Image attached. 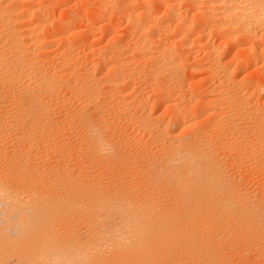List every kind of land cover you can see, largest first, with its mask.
Segmentation results:
<instances>
[{
    "label": "bare ground",
    "instance_id": "bare-ground-1",
    "mask_svg": "<svg viewBox=\"0 0 264 264\" xmlns=\"http://www.w3.org/2000/svg\"><path fill=\"white\" fill-rule=\"evenodd\" d=\"M64 1L65 0H55V2L59 4L64 3ZM140 1L143 4V0ZM149 1L150 3L156 2L161 4L162 7H164V9L162 8L163 10H165L164 13H166V15L167 13H169V15L167 16H171L170 18L173 23L175 21H173V19L175 18L173 17V13H178L176 9L177 7H179L180 2L182 4L184 3V8H190V11L194 12H191L192 15H190V12L187 13L192 16V22L199 21L198 19L201 20L199 22H203L205 19H210V17L217 19L218 21H215L211 18L212 20H214L213 23H219L218 27H221L222 31L224 30L225 33L221 34L227 36V39L225 41L226 44L228 43L234 47L238 45H245L242 47V52L243 58L244 60H246L247 65H251L253 64V60L259 59V50H257L259 48L255 47L253 49L252 46L254 44H252L251 46L250 41L254 39L256 40V37L258 40L259 34L261 36H264V0H175V2L177 1L178 3V6L176 4L177 7L174 8L175 11L173 9V7H175V4L173 5V0L144 1V4L149 5L148 8L152 4H148ZM31 2L32 0H0V96L1 94H3V92H8V94H10V96H12L15 101L19 102L15 103L18 105V109L16 108L17 111L15 112V114L13 111V113H10L11 111H8V108H4V106L1 105L2 108L0 109V113L2 111L3 113L0 114V133H5L6 135H8L7 137H3V140L5 138V144L13 145L12 143H15V145H17V147L15 146V148H19L18 146H20L19 149H23L26 154L30 155L31 153L32 155H34V158L35 156L42 158V162L40 161V169V165L38 164L39 167L36 165V161L39 163V159H35V167H38L37 169L33 168V165H29V162H27L28 159H26L24 155H22V151H20L21 153L19 152L21 155H17L13 152L14 155L8 158H4L3 154H0V264H228L229 262L231 264L232 261H229V255L225 251L227 249H223V251H220V249L217 247H220L222 249L224 244L231 246L233 244L232 242L235 240V237L238 235H242L243 237L245 236L248 240L247 243L245 239V242L247 244L245 246L244 244H241L242 247L240 248L239 243L238 245L236 244V242L240 241V239L238 238V241H234V244L238 246H236L237 249L239 248V250L236 249L237 254L239 255V260L240 257L241 259L246 258V260H248L244 263L242 260L245 261V259H242L241 262L238 263L264 264V245H262L264 244V198H262L261 201V198L259 200V197H257L255 193L250 194L251 192L249 193L247 191L249 194H246L238 190L239 186L238 189H236L237 187H234L233 185L232 186L234 189L231 187L229 176L223 168L221 156H217L218 154L215 150L218 147L216 146V148L214 149L216 153L212 148H210L211 143L209 139H214L211 138L213 133L209 138L207 135L208 132H206V130L205 133L201 134L198 133L199 130L196 131L195 128L197 126L194 127V122L196 121L195 118H197L198 112L196 107L193 108V106L190 105L192 106L190 108L187 105L191 103H188L186 105L184 104L185 102L183 103V106H179L180 102L178 101V99H176L178 97L181 98V96L179 95L176 98L173 97V99L169 98V103L166 105V107L170 110L169 114L171 115V119L169 120V122L174 125L175 131H192L188 134H185V132L183 134L180 133V135L185 134L184 136H180L177 132L173 133L171 131L173 129L170 128L169 130V125L171 124L166 125L165 119L163 120V118H161L162 116H154L153 114H149L153 113L154 109L151 110L153 112L149 111V109L147 110L149 111L148 113L145 112L146 106H144V104H148L144 103L145 97L140 95L141 97H143L141 98L140 96H138V94H135L140 90L134 93V90L133 92H131V89H129V85L133 75V78H135L136 74L139 75L143 73V71L138 70L140 66H137V68L135 67L137 70L135 68H132L133 70L129 72V67L131 66V64H133L132 61L134 59L130 61L132 62L130 64V62H127V60L125 59L126 55L124 59H120V56L118 59V57L116 58V55H114L115 51L112 55V53H110L111 51L105 50V52H103L100 49L98 50L94 48L93 52L95 55L97 54L96 56L94 55L97 58L96 60L94 59L96 61V67L101 64L104 65L103 63H105L106 65L108 64L109 68H107L110 70V72L108 70L107 73H110L109 77L104 79L102 76L100 78L99 75V77L97 76L96 70L95 73H93L90 68L87 69L91 72L88 70L86 71V69L83 71V67L81 68L82 71H79L78 67L83 66V64H81L82 60L81 62L79 60L82 57L78 58L81 51H76L78 47L75 48L71 43H69L70 41L68 42V39H73V41L75 39L80 45L87 44H85L86 38L84 36H78L79 38H74L72 36L74 32L73 34L70 33L71 35L67 36L68 38L64 34L65 36L57 39L58 41L56 40L57 42L61 43L60 49L63 48L64 50V48H66L65 50H68L69 52L67 53L63 51L64 53H66V56H62L63 53L59 51V58L57 55L58 53L55 56L52 53L53 55H51V57H57L58 59L57 62L55 61V64L53 63L52 66V63H50L52 62L50 57V52H52V49H50L49 47L50 42L52 41H49L50 39L47 38H49L52 32H69L68 30H72V27H74L73 25L79 18H77L78 16H76L77 13L71 11V17L68 20H63L60 18L51 19L44 12L43 0H38L35 4L33 2V6H30L32 5L30 4ZM109 2V0H93V3L91 4L92 6L90 5L92 7H90L91 9H83V12L85 13L83 14V16H86V23L83 26H85L84 29L86 31L94 26L93 22L96 23V21H98L100 17H103V13L107 11L109 7L112 6V4L113 7L116 8L115 10L120 11L121 21L129 25L130 30L128 29V32L131 31V29L140 31L141 28H139L138 26L139 22L137 23L135 21L134 23V19L136 16H142L141 11L143 6L145 5L141 6V4H135V2L139 3V0H114V3L110 2L111 4H109ZM185 2L189 5V7L187 6V4H185ZM28 3L30 5H28ZM139 5L142 8L139 9V12L138 10L136 12V6ZM147 5L145 6V8L147 7ZM156 8L159 9L160 7L154 6V8L150 9L152 10V12H154L156 11ZM197 8L199 9L197 10ZM159 10H161V8ZM178 10L181 11L182 9L179 8ZM186 10L183 9L181 12ZM144 12H146V10L143 8V13ZM155 13L156 12H154V14ZM67 18H69V16L66 17V19ZM153 18L154 17H152L151 19L153 20ZM157 18L160 17L158 16L156 17V19ZM145 19H148V17H144V20ZM189 19L188 21H190ZM211 19L206 20L207 25V21L209 22L211 21ZM160 20L161 19H159V21ZM149 21L150 20H148V22ZM177 21L181 22L180 20ZM192 22L191 24H193ZM154 23H156V20ZM186 23L184 24L188 25V28L190 24H188V22ZM170 24L171 22H169V25L167 23L166 27H170ZM184 24L178 22H176V24L174 23L175 28L178 27V29L179 26H185ZM174 25H172V27ZM216 25L215 27H217ZM151 27H149L148 25L149 29ZM205 28H207V26ZM152 29L153 28H151V30ZM218 29L219 28H217V31L220 32L221 30L219 29V31ZM214 30L216 31V28ZM89 31L87 34H89ZM109 31L111 32L110 29L108 30V32ZM145 31L143 33H145ZM155 31L156 30H153L152 35L155 34ZM148 32H150V30ZM146 33L143 36L141 35L142 33L138 34L140 35V37L142 36L141 38L143 39H141L142 41L140 42V44L139 42L137 44L136 42L138 40L135 39L136 44L134 43L135 45H133V48L136 51H134L133 48L131 49L132 46L130 44L133 42H131L130 44L128 43L126 47L128 49H131L132 52H134V55L137 57L141 55L142 57L149 56L153 60V65L150 66L151 69H149V67L147 69L148 71L150 70V79L145 80L146 82L149 80V82L151 83L152 88H148V90L153 89V92L151 93L155 99V97L159 98L161 94L165 92H162L165 85L170 83V86H172L173 84H171V81H174L176 79V75L180 74H176L174 73V70H171L173 68H176L179 64L181 66V63H184L181 62L182 60L179 61L181 62L179 63L177 61L178 57L175 58V54L177 51V49L175 50V46L177 45L176 42H178L182 38L183 40H181V42L179 43V45L181 44L180 48L186 45L183 44L184 37L181 36L180 39L175 42L173 46L174 48L172 47L173 51L171 48L169 49V47L158 48V46L161 45L162 41H159L160 44L156 46L155 40L153 39L154 41H152V35L150 36ZM219 34L220 33H218V36ZM138 35L136 37L137 39L139 38ZM148 36H150V39L148 38ZM155 38L161 40L160 37ZM64 41H66V43L68 42L69 44L67 43L66 45ZM131 41H133V39ZM115 46L114 49H118L115 48ZM208 46L210 45L207 42L199 43L197 45V48L195 47V50L203 51ZM105 47H107L108 49L110 48V46L108 47L107 45ZM121 48L120 51H122ZM182 48L181 51L184 50ZM124 49L126 51V48ZM251 49H253V51H251ZM195 50L194 52H196ZM262 51L264 52L263 48ZM55 52L56 51H54V53ZM60 53H62V55ZM87 53L89 52L87 51ZM138 54L140 55L138 56ZM89 55L90 54H88V56ZM211 55L209 56L211 57ZM48 56L50 57V59ZM114 57L117 60H115ZM129 58H131V56H129ZM261 58L263 59L264 57ZM86 59L85 61H88ZM90 59L93 60L92 57ZM143 59L145 60L146 58L143 57ZM147 60L150 59L147 58ZM138 62H135L136 65H139ZM49 63L52 67L48 69L45 68L47 67V65H49ZM128 63L130 64V66ZM93 65L94 63L92 64V66ZM146 65H148V63ZM185 65L187 66V64L184 63L182 67L185 68ZM88 66H91V64ZM223 67L225 76H229L230 73H228L226 66ZM181 68L178 69L179 72L181 71ZM77 69L79 72L77 71ZM169 69L171 71H168ZM145 72L146 70L144 71V74ZM170 72L176 74L174 77L175 79H169L170 77L174 76H169ZM146 75H148V72ZM179 76H177V78ZM149 77L146 76V78ZM230 77L232 78V76ZM262 80V85L264 87V79ZM132 81L134 80L132 79ZM179 81L182 80L180 79ZM149 82L148 85H150ZM142 85L144 86L145 84ZM166 86L168 87V85ZM145 87H142L141 90H143V88ZM4 89H7L8 91H3ZM146 89L145 92H147ZM58 90L59 92H65L64 96H61L60 93L57 92ZM135 90L137 89L135 88ZM168 90L169 88L167 89V91ZM216 90V93L214 91L212 97L209 96L207 102H205L204 100V103H209L208 106L211 105L210 108L212 109L209 111V114H219L220 117L218 116V120H222V122L224 121L223 124L225 123L226 126L228 124L227 129L229 130L227 132L229 134V137H231L229 139V144L232 145L231 147L238 146L240 152L242 153V156L244 155V157L249 161L253 162L254 160H257V158H261L258 161L261 160L260 162L264 164V108L257 109L255 108V106L250 105V102L249 105L246 103L248 98L246 95L249 93L248 91L247 94L246 92H242L243 94L239 95L236 92L238 95L236 93H233V95L230 92L231 89H229V91L227 87H219ZM140 92L142 93V91ZM145 92L144 94H146ZM56 93H58L59 96H57L58 94ZM149 94L147 92L146 95L148 96ZM22 95H28L29 98L27 96L26 97L30 99L29 103L24 104V102L22 103L20 101V99H23L21 98ZM150 96L151 95H149V97ZM12 97L10 99H12ZM2 98L6 99L5 97H3V95ZM161 98L164 97L162 96L159 99ZM157 99L155 101H159ZM165 99H168V97H165ZM174 99L178 101L179 105L177 102H175ZM73 100L80 103V106L78 103H76V105L78 104L77 107H80V115L85 114L86 111L88 112L90 108H93V110H91L94 112L92 113V115L94 114L96 116L93 118L101 119L102 123L96 122V120L94 122V120L91 119L92 116L89 118L87 116H84L86 118H84L85 120L82 126L83 129H80L83 130L81 136L79 135L80 139H78V135V138L76 140H73L72 137H68L72 141H77L78 144L73 142L71 143V140L70 143L76 144L77 147L79 146L80 152L83 148L90 155L95 154V152H100L101 154L108 156L109 159L107 163L104 164V167H106L107 170L112 171V173H114L115 168L120 164V166L123 165L127 168L129 166H131L130 168H133V165L140 164L138 166H141L142 174L144 173L143 170L145 169V171H147V174L150 173V175H153L150 177V175L147 176L146 174L147 177L145 176V178H141L143 179V181H145V183L148 182L146 184L147 186H145L146 188L144 187L146 190L144 196L138 195V192L140 190L139 183L142 181L140 179L139 182L138 179L139 177L145 175L146 172L143 175L141 174V176L138 175V178L133 177V174H131V177H129L130 174L129 176L123 174V177L121 171L118 170V167L120 166H118L117 170L123 178L120 179L118 177L121 181L119 180V182H116L115 180V183H112L113 186L108 187L107 182L106 184H104L105 182L103 181V183L100 179L97 180L98 178H96V181H91L92 179L90 180L87 175L90 174V171L92 172V170L88 171L89 169H85L87 171H84V168L86 167H81V165H79V162H77L78 159L76 160L78 164H76L75 162L72 164L70 161L72 160L70 159L71 157L69 158V160H67L66 153H68V156L70 153L65 151L66 149L64 151L63 149H61L63 152L61 151V153H59V158L57 157V159L59 160H57V162H55L54 164H49V160V163L47 161H45L46 163L43 162L45 153L40 151L37 146L38 143H36V141H40L42 150H44L45 147H51V143L53 142L55 137L52 140L50 136L52 135L51 133L53 131L51 132L49 130L51 132L49 133L46 130L48 124L45 123L46 121H42L41 117L43 115L47 116L51 114L54 110H56V108L58 109L61 106L65 107L66 104ZM185 100L187 99L185 98ZM189 100L190 102L191 100L192 102L194 101V103L196 102L195 106L199 105V102L201 103L200 99L194 98V94H192V97ZM235 100L238 101L237 107H233V103H235ZM107 102H109V109H111V103L114 105L116 104L119 107V110L121 109L120 111H122L124 117H126L124 119H129L126 121L132 123V125H128H130L131 127L133 126V130L137 129L138 132L143 134L142 136H144V134H148L147 136H150L151 139L155 141L153 145L150 144L151 147H153L154 145L157 146L159 144L158 147L163 149V147H161L163 144L161 145L159 142L157 143V140H160V142H162L161 140H164V142L162 143L167 142V145L165 143L163 151L161 150V155L159 156L157 154L158 157H154V155L152 156L151 154L149 155V157L147 156V158L144 157V159H142L143 154H141V160L139 157V160H133L131 158L127 160L125 158V156L127 155L124 156V149H122L123 147H121L122 145H120L119 143V141L124 139V137L122 136L121 140L117 139L116 141L113 140L114 136L112 137L108 135V133L110 132L114 133L113 130L110 132H106V128H108L107 126L109 123L107 124V120L105 121L104 116V119L102 118V112L104 113L103 110H106V113H109L106 109V107L108 108V104L106 105L105 109H102V107H104V103L106 104ZM149 102L151 103V101ZM252 103H254V101ZM149 105H151V108L155 106L154 104ZM68 106H66L65 109H68ZM143 106L145 108H143ZM208 106H206V108ZM63 108L61 107L60 109ZM77 110L76 112L78 113ZM91 111H89L88 113H90ZM111 112L113 111L111 110ZM64 113H66V111ZM67 113V116H69V112ZM193 113H196V116H193L195 118H191V115H193ZM9 114H14L13 116H11V120L9 119ZM53 114L55 115V113ZM200 114H198V116ZM22 115H25V118L26 116L27 118L29 117V119L31 117L32 121L30 120V128L27 127L28 131L24 132L23 135L16 134V136L11 137L15 133H18L14 130L19 127V119L17 118H20ZM164 115L166 114L164 113ZM244 115H249V120L245 119L247 118V116L244 118ZM50 117L52 119L51 115ZM252 117L258 118L259 122L256 123V120H253L254 118ZM45 119L43 118V120ZM59 119L60 117L57 120ZM23 120L24 118L22 119V122ZM114 122L112 121L109 124V127H111L110 125H112V123L114 124ZM197 123H199V121ZM22 125L23 124H21L20 127ZM201 125L202 124H200V126ZM52 126L53 125L51 123L49 128H52ZM57 126L58 128H60L59 125ZM68 126H66V128ZM115 126L116 125L114 124V127ZM21 129L19 130H24ZM43 129L47 131L46 133L51 135L46 136V134H44V136L42 134ZM67 129L68 130L64 129L63 131L67 132L70 130L69 127ZM55 130L56 133L59 132H57V129ZM13 131L14 133H12L11 135L10 133ZM222 131L223 130H221V132ZM225 131L226 128L223 133H226ZM35 133H39V136L35 135ZM60 133H58V135L60 134L62 136L63 132ZM140 133L139 135H141ZM131 134H133V131ZM134 134L136 133L134 132ZM64 136L67 137L68 135ZM134 136L135 135H133V137ZM57 139L59 138L57 137ZM63 140H65V143L63 141L61 142L67 145L66 143H68L69 140L67 138ZM112 140L116 141L115 143H119L118 145H120V148L117 147V144H115ZM55 141L60 143L58 140ZM130 142H132V140ZM124 143L125 141L121 144ZM1 144L3 145V142H1ZM1 144L0 146H2ZM220 144L221 147L219 148H224L222 147L223 142H221ZM220 144L218 146H220ZM226 145L228 144H225V146ZM39 147L41 148V146ZM231 147L229 149H231ZM56 149L59 150L58 148ZM13 151L17 152L18 150ZM218 152L221 153V151ZM81 153L79 154L81 155ZM47 154L46 156H48ZM56 154L58 155L57 152ZM106 156L103 157L107 159ZM129 156L130 155H128V157ZM81 157L79 158V160L81 159ZM90 158H88V160ZM45 160L47 159L45 158ZM53 161L56 160L53 159ZM80 163L83 164L82 162ZM137 168L135 170L141 172V169L139 170ZM131 170L133 171V169ZM85 177H87V180L85 179ZM12 181H14L15 184H13L14 182ZM141 190L140 192H142ZM162 201H167L170 204L168 206H171L172 208L169 207L167 209L166 207L168 206H163V204H161ZM221 233L224 234V237L221 236ZM242 236L240 237L242 238ZM233 238L234 240H232ZM233 249H231V252L229 251L231 254ZM224 251L225 255L222 254V252L224 253ZM230 256L229 258L232 257V260L234 259V257H236L234 255H232L231 257Z\"/></svg>",
    "mask_w": 264,
    "mask_h": 264
},
{
    "label": "rangeland",
    "instance_id": "rangeland-1",
    "mask_svg": "<svg viewBox=\"0 0 264 264\" xmlns=\"http://www.w3.org/2000/svg\"><path fill=\"white\" fill-rule=\"evenodd\" d=\"M31 1V0H30ZM38 0H35V1H33L32 0V2L30 3V4H32L33 2H34V4L37 2ZM95 1V0H94ZM111 3L113 2L114 3V0H109ZM135 1H138V0H135ZM147 1V0H143V4H142V2L139 0V3L138 2H135V4L137 3V5L138 4H141V6L142 5H147V4H144L145 2ZM174 2H175V0H173ZM177 1H181V0H177ZM177 1L174 3L173 2V5L175 4V7H173V9L174 8H176L177 6H178V3H177ZM109 2V4H111ZM184 2V1H183ZM85 3V4H84ZM93 3V0H65L64 1V3H62V4H59V3H56L55 2V0H43V9H44V12H45V14L46 15H48L51 19H58V18H60V19H63V20H68V19H70V13H71V11L72 12H75V13H77V15L76 16H78L77 18H79V19H77L76 20V22H75V24L73 25L74 27H72V30L71 29H69L68 31L69 32H60V31H56L55 33L54 32H52L51 33V35L49 36V38H47V39H50L49 41H52V42H50V49H52L51 51L52 52H50V57H51V55H53L54 54V56L57 54L58 55V58H59V51L60 52H62L63 53V55H62V53H60L62 56H66V53H64V52H69L68 50H65L66 48H64V50H63V48L62 49H60V46H61V43L60 42H57L58 40L57 39H60L61 37H63V36H65L66 35V37L67 36H69V35H71V34H73V32H74V34L72 35L74 38L76 37V38H79V37H82V36H84L86 39H85V44H87V45H80L79 43H78V41L77 40H75L74 39V41H73V39L72 40H69L68 39V42L69 43H71L75 48H77L76 49V51H78V52H80L81 51V53H79L78 55H79V57L78 58H80V57H82V58H80L79 60H80V62H81V60H82V62H81V64H83V66H81V67H78V66H76V67H78V69H79V71H84L85 69H86V71L90 68V70L91 71H93V73H95V70H96V73H97V76L99 75L100 76V78L103 76V78L105 79V78H107V77H109V74L110 73H107V71L109 70L108 68H109V65L107 66L105 63H103L104 65H99V66H97L96 67V65H95V63H96V55L94 54V52H93V49L94 48H96V49H100L101 51H103V52H105V50H108V51H111L110 53H112V55H113V52L115 53L114 55H116L115 57L117 58L118 57V59H119V56H120V59H124L125 58V55H126V60H127V62H130L131 60H133L132 62H133V64H131L132 62H130V64H131V66H130V64H129V68H130V71L129 72H131L133 69L132 68H137V66L140 68H138V70H140V71H143V73H141V74H136L135 75V78H133L134 77V75H133V77L131 78V82H130V85H129V89H131V92H133V90H134V93L135 92H137L138 90H140V91H142V93L139 91V92H137V93H135V94H138V96H143V97H145V100H144V103H148V104H144V106H146V108L143 106V108H145V112L146 113H148L149 111H151V110H153V111H151V112H153V113H149V114H153L154 116L155 115H160V116H162L161 118H163V120L165 119V123H166V125L167 124H171V125H169V130H170V128L171 129H173V130H171L173 133L174 132H177L179 135H180V133H184L183 131H175V128H174V125L171 123V122H169V120L171 119V115L169 114L170 113V110L169 109H167V107H166V105L169 103V98L170 99H173V97L174 98H176L178 95L179 96H181V98L180 97H178V98H176V99H178V101L180 102V105H179V103H178V101H176L175 99V102H177L178 103V105L179 106H183V103L184 104H188V103H191V104H188L187 106H189L190 108L193 106V108L194 107H196V109H197V118H195V117H193L194 115L196 116V113H193V115H191L192 117L191 118H195L196 119V121L194 122V127L195 126H197L195 129H196V131H198V133H205V130H206V132H208V137L210 138V136L212 135V133H213V135H212V137L211 138H214V139H209V141H210V148H212L213 149V151L216 153V151H217V156H221V159H222V162H223V168H224V170L226 171V173H227V175L229 176V181L231 182V187L233 188V186L234 187H237L236 189H238V186H239V189L238 190H240V191H242V192H244V193H246V194H249L250 192V194H253V193H255L256 195H257V197H259L258 199L260 200V198H261V201H262V198H264V164L262 163V162H260V161H258L259 159H261V158H257V160H254L253 162H251V161H249L248 159H246L245 157H244V155L242 156V153L240 152V150H239V147L238 146H235V147H231L232 145H230L229 143V139L231 138V137H229V134H228V130L229 129H227L228 128V124H227V126H226V124L224 123L223 124V122H222V120L220 121V120H218L219 119V117H220V115L219 114H215V115H212V114H209V111L212 109V108H210V106H208L209 105V103H204V100H205V102H207L208 101V98H209V96L210 97H212V95L214 94V91L216 90V89H218L219 87L220 88H226L227 87V89L229 90V89H231V93L233 94H235L236 92L239 94V95H241V94H243L242 92H246V96L248 97L247 98V101H246V103L249 105L250 103V105H252V106H255V108H257V109H263L264 108V87H263V80L262 79H264V58L262 59L261 57H264V52L262 51V48L264 49V36H261L260 34H259V36H258V40H257V37H256V40H255V42H254V40H251L252 41V43H251V41H250V44H251V46H252V44H254L253 46H252V48L254 49L255 47L256 48H259V49H257V50H259L258 51V60H253L252 61V63L253 64H251V65H247V62H246V60H244V58H243V46H245V45H238V46H232V45H230V44H226V39H227V36L226 35H224V34H221V33H225L224 32V30L222 31L221 29V27H218L219 26V23L217 24L216 22H214L215 23V25L217 26V27H215V25H214V23H213V21L215 20V21H218L217 19H215V18H212V17H210V19L212 18V19H214V20H212L211 19V21H207V23H208V25L206 24V20H210V19H205L203 22H199V21H201L200 19H198L199 21H194V22H192V20L193 19H191V17L192 16H190V15H192L191 14V12L192 13H194L193 11H190V8L188 9L187 7H185L184 8V3L182 4L181 2V5H180V3H179V7H177V9H176V11H178V13L177 12H174L175 11V9H174V13H173V17H175L174 19H173V21L175 20L176 22H178V23H186V22H188V24H190V26L188 27V28H190V27H192V26H194V27H192V28H190V29H188L187 28V26L188 25H185V26H179V29H178V27H176L175 28V25H174V23L176 24V22L174 21V23L172 22V20H171V16H167V15H169V13H167V15H166V13H164L165 12V10H163L164 9V7H162V5L161 4H159V3H156V2H151L150 3V1L148 2V4H151L150 5V7L148 8V6L149 5H147V9L145 8V6H143V8L146 10V12H144L145 13V15H144V13H143V8L139 5V6H136L137 8H136V12H137V10H138V12H139V9H141L142 8V11H141V15L142 16H136L135 17V19L137 18V19H139V17H140V19L139 20H135L134 19V23H135V21L138 23V26H139V28H141L140 29V31L139 30H133V29H131V31H129L128 32V29L130 30V28H129V25L128 24H126L125 22H122L121 21V18H120V15H121V13H120V11H118V10H115L116 8L115 7H113V4H112V6H110V7H112V8H110L109 7V9L107 10V11H105L104 13H103V17L101 18L100 17V19L98 20V21H96V23L95 22H93V29L91 28V29H89L88 31H89V34H87L88 33V31H86L84 28H85V26H83V25H85V23H86V16L84 15L83 16V14H85L84 12H83V9L84 8H86V9H91L92 7V4ZM154 3V4H153ZM156 3V4H155ZM29 3H28V5H30ZM34 4H32V5H30V6H33ZM176 4H177V6H176ZM185 4H187L186 2H185ZM91 5V6H90ZM160 5V6H159ZM86 6H89V7H86ZM154 6H156V7H160L161 8V10H159L158 8H156L155 10L156 11H154V12H156L155 14H154V12H152V10L150 9V8H154ZM187 6L189 7V5L187 4ZM80 7V8H79ZM91 7V8H90ZM163 8V9H162ZM187 9L186 11H183V12H181V11H179L178 9ZM77 9V10H76ZM150 10V12H149V10ZM159 11H158V10ZM199 8H197V10H198ZM148 10V11H147ZM97 11V10H96ZM149 12V13H148ZM152 12V13H151ZM184 12H186V13H184ZM190 12V15L189 14H187V13H189ZM196 12V11H195ZM148 13V14H147ZM198 13V12H197ZM148 16H147V15ZM151 14V15H150ZM165 14V15H164ZM175 14V15H174ZM189 15V16H187V15ZM149 15H150V17H149ZM160 17V18H157L156 19V17H158V16ZM177 15V16H176ZM186 15V16H185ZM69 16V18H67L66 19V17H68ZM164 16H166L167 18H169V19H167L166 17H164ZM179 16V17H178ZM144 17L145 18H147L148 17V19H145L144 20ZM152 17H154L153 18V20L151 19ZM176 17H177V20H180L181 22H179V21H177L176 20ZM189 17H190V19H189ZM80 18H82V19H80ZM143 19V20H142ZM156 20V23H154L155 22V20ZM159 19H161L160 21H159ZM165 19V20H164ZM188 19L190 20V21H188ZM148 20H150L149 22H148ZM158 20V21H157ZM186 20V21H185ZM197 20V19H196ZM146 21H147V24H146ZM154 21V22H153ZM166 21H167V23H168V25H169V22H171V24H170V27H166ZM162 22V23H161ZM191 22L194 24H191ZM198 22V23H197ZM212 22V23H211ZM77 23V24H76ZM136 23V24H137ZM145 23V24H144ZM151 23H153V24H151ZM160 23V24H159ZM173 23V24H172ZM197 23V24H196ZM205 23V24H204ZM135 24V25H136ZM187 24V23H186ZM204 24V25H203ZM212 24V25H211ZM127 25V26H126ZM147 25V26H146ZM148 25H149V27H151V28H153L152 30H151V28L149 29L148 28ZM151 25V26H150ZM158 27H157V26ZM172 25H174L173 27H172ZM192 25V26H191ZM145 26H146V28H145ZM155 26H156V29H155ZM203 26V27H202ZM207 26V28H205ZM185 27H186V29H185ZM197 27V28H196ZM211 27V28H210ZM144 28V29H143ZM173 28H174V30H173ZM193 28H195V29H193ZM212 28H216V31L214 30V29H212ZM217 28H219L218 30L220 31V32H218L217 31ZM111 30V32L109 31L108 32V30ZM125 29H127V30H125ZM145 29H146V31H145ZM176 29V30H175ZM201 29H202V31H201ZM211 29V30H210ZM71 30V31H70ZM96 30V31H95ZM125 30V31H124ZM142 30H144L145 31V33L146 34H148V35H152L153 34V30H156L155 31V34L154 35H156V36H154V35H152L151 36V38H152V41H154L155 40V44H156V46H158L159 44H160V42H161V45H159L158 46V48H164V47H169V49L171 48L172 49V51H173V46H174V44H175V42L178 40V39H180V37L182 36V37H184V41H183V44H185L186 46H182V47H186V48H182V49H184L183 51H181V48H180V46H181V44L179 45V43L181 42V40H183L182 38L178 41V42H176V48H175V50L177 49V51H176V54H177V56H176V54H175V52H174V54H175V58L176 57H178L177 59V61L179 62V61H181V62H184V63H186L187 64V66L185 65V68L184 67H182L183 65H184V63H181V62H179V63H181V66H180V64L177 66V67H179V68H181V71L179 72V68H173V69H171V70H174V73H180V74H174L173 72H170L169 73V76L170 75H174V76H172V77H170L169 79L171 80L172 78H174L175 77V75H176V79L178 80H182V81H185V82H182V81H177L175 78V80L173 81H171V84H173L172 86H170V83L169 84H166V85H168V87L165 85V89L163 88V90H162V92H164V93H160L161 94V96L160 97H164V98H161V99H159L158 97V99L155 97V99H154V96H152V93L151 92H153V89L151 90H148V88H152L151 87V83L149 82V80L146 82V80L145 79H150V70L148 71L147 69H148V67H149V69H151L150 68V66L151 65H153L152 63H153V60L149 57V56H143L144 58H146L145 60L143 59V57H142V55L141 56H139L140 54H138V56L140 57H137V56H135L134 55V52H132V48L134 47L133 45H135L136 43L138 44V42H139V44H140V42L143 40L141 37L145 34V33H143L144 31H142ZM150 30V32H148V31ZM212 30H214V31H212ZM92 31V32H91ZM127 31V32H126ZM137 31V32H136ZM58 32V33H57ZM75 32H76V34H75ZM78 32V33H77ZM140 32V33H139ZM203 32V33H202ZM217 32V33H216ZM71 33V34H70ZM109 33V34H108ZM123 33V34H122ZM142 33V34H141ZM218 33H220L219 34V36H218ZM65 34V35H64ZM122 34V35H121ZM138 34H141L142 36L140 37V35H138ZM88 35V36H87ZM107 35V36H106ZM137 35H138V37L140 38H136L137 37ZM221 35H222V37H221ZM79 36V37H78ZM150 36H148V38L150 39ZM155 37H160L161 38V40H159L158 38H155ZM263 37V38H262ZM68 38V37H67ZM133 39V41H131ZM138 40L137 42H136V40ZM142 39V40H141ZM154 39V40H153ZM57 40V41H56ZM157 40V41H156ZM76 41V42H75ZM111 41V42H110ZM127 41V42H126ZM160 41V42H159ZM67 42V43H68ZM131 42H133V43H131ZM136 42V43H135ZM157 42H159V43H157ZM205 42H207L210 46H208L205 50H195L196 48H197V45L199 44V43H205ZM64 43L67 45V43H66V41H64ZM68 43V44H69ZM111 43V44H110ZM120 45H118V44ZM123 43V44H122ZM125 43H126V45H125ZM128 43L132 46H130L131 47V49H128L126 46L128 45ZM135 43V44H134ZM110 44V45H109ZM250 44H248V45H250ZM256 44V45H255ZM110 46V48L108 49L107 47H105V46ZM116 45V46H115ZM164 45H166V46H164ZM258 45V46H257ZM114 46H115V48H118V49H114ZM118 46V47H117ZM123 46H125V47H123ZM128 46V47H129ZM73 47V48H74ZM104 49H102V48ZM122 47V48H121ZM129 47V48H130ZM173 47V48H172ZM196 47V48H195ZM241 47V48H240ZM74 48V49H75ZM120 48H121V50L122 51H120ZM124 48H126V51H125V49ZM83 49V50H82ZM90 49H91V51H90ZM114 49V50H113ZM128 49V50H127ZM253 49H251V51H253ZM133 50L134 51H136L134 48H133ZM174 50V51H175ZM194 50L196 51V52H194ZM241 50V51H240ZM54 51H56L55 53H54ZM64 51V52H63ZM86 51V52H85ZM87 51L89 52V53H87ZM84 52V53H83ZM117 52V53H116ZM121 52V53H120ZM124 52V53H123ZM128 52V53H127ZM132 52V53H131ZM178 52H179V54H178ZM259 52H260V54H259ZM53 53V54H52ZM92 53H93V55H92ZM136 53H138V52H136ZM135 53V54H136ZM262 53H263V55H262ZM65 54V55H64ZM88 54H90L89 56H88ZM120 54V55H119ZM131 54V55H130ZM134 56H133V55ZM212 54V55H211ZM60 55V56H61ZM85 55V56H84ZM86 55H87V57H86ZM95 55V56H94ZM111 55V54H110ZM118 55V56H117ZM124 55V56H123ZM127 55H128V57H127ZM137 55V54H136ZM179 55V56H178ZM209 55H211V57L209 56ZM84 56V57H83ZM129 56H131V58H129ZM134 58H133V57ZM217 58H216V57ZM49 57V56H48ZM50 57H49V59H50ZM87 59H86V58ZM93 58V60L92 59H90V58ZM114 57V58H115ZM136 57H137V59H136ZM210 57V58H209ZM215 58V59H213V58ZM115 58V60H117ZM147 58L148 59H150V60H147ZM209 58V59H208ZM212 58V59H211ZM53 59H56V60H53ZM85 59L86 60H88V61H85ZM95 59V60H94ZM140 59H142V60H140ZM261 59V60H260ZM57 57L56 58H54L53 56L51 57V61L52 62H50V63H52V66H53V63L55 64V61L57 62ZM136 60V61H135ZM138 60H139V62H138ZM215 60V61H214ZM220 60V61H219ZM94 61V62H93ZM220 62V64H219V62ZM94 63V65L92 66V64ZM138 62L139 63V65L137 64L136 65V63ZM141 62V63H140ZM50 63H49V65H47V67H45V68H50V67H52L51 65H50ZM88 63V64H87ZM148 63V65H146ZM149 63H151V64H149ZM263 63V64H262ZM91 64V66H92V69H91V66H88V65H90ZM142 64V65H141ZM145 64V65H144ZM183 64V65H182ZM86 65V66H85ZM135 65V66H134ZM95 66V67H94ZM223 66H226V69L228 70V73H230L229 74V76H225V71H224V67ZM84 69H83V68ZM108 67V68H107ZM144 67V68H143ZM81 68H82V70H81ZM88 68V69H87ZM95 68V69H94ZM98 70H97V69ZM135 68V69H136ZM184 68V69H183ZM78 69H77V71H78ZM142 69V70H141ZM177 69V70H176ZM255 69V70H254ZM90 70H88V71H90ZM137 70V69H136ZM146 70V72H145V74H144V71ZM170 69L168 70V71H171ZM257 70V71H256ZM78 71V72H79ZM90 71V72H91ZM175 71H177V72H175ZM224 71V72H223ZM109 72H110V70H109ZM147 72H148V75H146L147 74ZM263 72V73H262ZM106 73H107V75H106ZM234 73V74H233ZM129 74H131V73H129ZM144 74V75H143ZM147 77H149V78H146V76ZM179 75H181V76H179ZM98 76V77H99ZM105 76V77H104ZM138 76V77H137ZM144 76H145V78H144ZM177 76H179L178 78H177ZM230 76H232V78L230 77ZM140 77V78H139ZM181 77V78H180ZM234 77V78H233ZM263 77V78H262ZM102 78V79H103ZM139 78V79H138ZM132 79L134 80V81H132ZM135 80H137V81H135ZM142 80V81H141ZM261 80V81H260ZM176 81V82H175ZM133 82V83H132ZM148 82H149V84L150 85H148ZM173 82V83H172ZM137 83H138V85H137ZM188 83H190V84H188ZM132 84V85H131ZM133 84H134V88H133ZM142 84H145L146 85V87H147V89H146V87H145V85L143 86ZM170 86V87H169ZM195 87V88H193V87ZM142 87H145V88H143V90H141V88ZM167 87V88H166ZM135 88L137 89V90H135ZM138 88H140V89H138ZM169 88V90L167 91V89ZM172 88V89H171ZM216 88V89H215ZM145 89H146V91L148 92V94H149V91H150V94L149 95H151L150 97H149V95L147 96L146 94H147V92H145ZM3 91H8L7 89H4ZM195 91V92H194ZM217 91V90H216ZM216 91H215V93H216ZM248 91V92H247ZM58 93H60V95L61 96H64V93L65 92H63V91H60L59 92V90L57 91ZM144 92L146 93V94H144ZM252 92V93H251ZM5 93V94H4ZM8 94V92H3V94H1V99H0V109L2 108L1 107V105L2 106H4V108H8L7 110L8 111H11L10 113H13L14 112V114H15V112L17 111V107H18V105L17 104H15V103H19V102H17V101H15L14 100V98L12 97V96H10V94ZM58 93H56V94H58ZM62 93H63V95H62ZM179 93V94H178ZM180 93H181V95H180ZM236 93V94H237ZM142 94H144V95H142ZM164 94V95H163ZM182 94H183V96H182ZM192 94H194V98H196V99H200L201 100V103L199 102V105H197V106H195L196 105V102L194 103V101L192 102V100H191V102H190V100L189 99H191V97H192ZM233 94V95H234ZM237 94V95H238ZM2 95H3V97H5L6 99H4V98H2ZM66 95H68V94H66ZM153 95H155V94H153ZM203 95V96H202ZM28 97V95H22V97L21 98H23L22 100L20 99V101L23 103L24 102V104H26V103H29V101H30V99H28L27 97ZM57 96H59V94L57 95ZM60 96V97H61ZM140 96V97H141ZM186 96V97H185ZM188 96V97H187ZM207 96V97H206ZM12 97V99H10ZM65 97H68V96H65ZM143 97H141V98H143ZM165 97L167 98L168 97V99H165ZM251 97V98H250ZM255 97V98H254ZM151 98V99H150ZM185 98L187 99V100H185ZM202 98V99H201ZM205 98V99H204ZM207 98V99H206ZM26 99V100H25ZM63 99V98H62ZM159 100V101H155V100ZM163 99V100H162ZM165 99V100H164ZM180 99H182V100H180ZM250 99V100H249ZM2 100V101H1ZM12 100V101H11ZM15 102H14V101ZM25 100V101H24ZM147 100V101H146ZM162 100V101H161ZM185 100V101H184ZM203 100V101H202ZM249 100V101H248ZM75 103H74V102ZM73 101H70L68 104H66L65 105V107L64 106H61L63 109H60L61 107H59L58 109H59V111H58V109L56 108V110H54V111H56V112H52L51 114H49V115H47V116H42L41 117V119H42V121H46L45 123H47L48 125H47V129H46V127H45V129L49 132V133H51L52 131V135L51 134H48V133H46L47 131L45 130V129H43V135L44 134H46V136L47 135H51L50 137L52 138V140H53V138H54V140H53V142L51 143V147L50 146H48L46 149L44 148V150H42V145H40L41 143H40V141H36V143H38L37 144V146H38V148L40 149V151H42L43 153H45L44 155V159H43V162H45V161H47L48 162V160H49V164H54L55 162H57V160H59V159H57V157L59 156V153H61V149H63V151L65 150V151H67V152H69L70 154H69V156H68V153H66L67 154V160H69V158L70 159H72V160H70L71 161V163L73 164L74 162L76 163V164H78L77 162H79V165H81V167H83V166H85L86 168H84V171H87V170H85V169H89L88 171H90V170H92V172L90 171V174H88L87 176H88V178L91 180V181H96V178H98L97 180H101L104 184H106V182H107V186L109 187V186H113V184L115 183V180H116V182H119V180L120 179H122L123 177H124V175H127V176H129V174H130V176L129 177H131L132 175L131 174H133V177H136V178H138L139 176L138 175H140L141 176V174H142V168H141V166H138V165H140V164H135V165H137L138 166V168H137V166H135V165H133V168H130L131 166H129L128 168L126 167V166H120V165H118V166H120V167H116L115 168V171H114V173H112V171H109V170H107L106 169V167H104L105 165L104 164H106L107 163V161H108V159H109V157L108 156H106V155H104V154H101L100 152H95V154H89V153H87L86 152V150L85 149H81V152H80V147L78 146L77 147V145L76 144H78V142L76 141H72L70 138L72 137V139L73 140H76L78 137V139H80V136H81V134L83 133V130H80L81 128L83 129V122H84V118H86V117H84V116H87L88 118L89 117H91L92 116V120H94V122H95V120H96V122H99V123H102L101 122V119H98V118H93V117H96L94 114L92 115V113H94L93 111H91V110H93V108L91 109L90 108V110L89 111H91L90 113H88L87 111H86V113H88V114H83V115H80V103L79 102H77V101H75V100H73ZM149 101H151V103L149 102ZM173 101V100H172ZM254 101V103H252ZM13 102V103H12ZM20 102V103H21ZM154 102V103H153ZM163 102V103H162ZM187 102V103H186ZM202 102H203V104H202ZM250 102V103H249ZM76 103H78L79 104V106L77 107V105H76ZM182 103V104H181ZM238 103V101H236L235 100V103H233V107H237V104ZM70 104V105H69ZM75 106H73V105ZM108 104V105H107ZM149 104H154L155 106L153 107V108H151V105H149ZM6 105V106H5ZM69 105V106H68ZM105 105V106H104ZM104 107H102V109L104 108L105 109V107H106V105L108 106V108L106 107V109H107V111L109 112V113H106V110H103L104 111V113L102 112V118L104 119V117H105V121L107 120V124L109 123H111L112 121L114 122V121H117V122H114V124L116 125L115 127H116V129H115V127H114V124L112 123V125H110L111 127H109V124H108V128H106V132L108 131V132H110V131H112L113 130V132L114 133H112V132H110L111 134H113V135H111L110 133H108V135H110V136H114L113 137V140H116L117 141V139H119V140H121L122 139V136L124 137V139H122L121 141H119V143H120V145H122L121 147H123L122 149H124L122 152H123V154H124V156L125 155H127V156H125V158L127 159V160H129V158H131V159H133V160H139L138 159V157L140 158V160H141V154H143L142 155V159H144V157L145 158H147V156L149 157V155H151L152 154V156L154 155V157H158V155L160 156L161 154V150L163 151V149H164V146H165V143H166V145H167V142H165V143H162V142H164V140H161L162 142H160V140L158 141L157 139V143L159 142L162 146L161 147H163V149H161V148H159L158 146H159V144L157 145V143H156V145L157 146H155V148H154V146L153 147H151L150 146V144L151 145H153L154 143H155V141L154 140H152L151 139V137H150V139H149V137L147 136L148 134H144V136H142L143 134L142 133H140V132H138L137 131V129H134L133 130V126L131 127L130 125H132V123H130L129 121H126V120H129V119H124V118H126V117H124V115H123V112L122 111H120L119 110V107L115 104H112L111 103V109H109V102H107L106 104L104 103ZM112 105H114V106H112ZM147 105H148V108H147ZM190 105H192V106H190ZM203 105H205V106H203ZM16 106V107H15ZM66 106H68L67 108L69 109H65L66 108ZM71 106V107H70ZM73 106V107H72ZM185 106V105H184ZM202 106V107H201ZM206 106H208L207 108H206ZM117 109H116V108ZM150 107V108H149ZM199 107V108H198ZM17 108V109H16ZM79 108V109H78ZM114 108V109H113ZM202 108H205V109H202ZM14 109V110H13ZM16 109V110H15ZM78 109V110H77ZM109 109V110H108ZM149 109V111H147ZM195 109V110H196ZM202 109V110H201ZM76 110L78 111V113L76 112ZM111 110L113 111V112H111ZM168 110V111H167ZM13 111V112H12ZM62 111V112H61ZM66 111V113H64V112ZM118 111V112H117ZM167 111V112H166ZM204 111V112H203ZM67 112H69V116H67L68 115V113ZM119 112H120V115H119ZM202 112V113H201ZM3 113V111L0 113V114H2ZM53 113H55V115L53 114ZM164 113L166 114V115H164ZM201 113V114H200ZM14 114H9V116H10V120H11V116H13ZM54 115V117H53V115ZM64 114V115H63ZM77 114H78V116H77ZM90 114V115H89ZM107 114H109V115H107ZM198 114H200L199 116H198ZM50 115L52 116V119H51V117H50ZM80 115V116H79ZM123 115V116H122ZM24 116V117H23ZM61 116H62V118H61ZM67 116V117H66ZM104 116V117H103ZM120 116V117H119ZM122 116V117H121ZM158 116H156V117H158ZM170 116V117H169ZM219 116V117H218ZM247 116V118H245ZM21 117H22V119L24 118V120H23V122H22V119H21ZM20 118L18 117L17 119H19V121H18V125H19V127H17L14 131L16 132H18V133H20V134H18V133H15L13 136H11V137H14V136H16V134L17 135H23L24 134V132H26V131H28V128H30V123H31V121H32V119H31V117H30V119H29V117L27 118V116H26V118H25V115H22ZM46 117H48V118H46ZM50 117V118H49ZM57 117V118H56ZM60 117V119L59 120H57L58 118ZM80 117H81V119H82V117H83V119L81 120L80 119ZM98 117V116H97ZM106 117H107V119H106ZM110 118V120H109V118ZM115 117V118H114ZM217 117V118H216ZM43 118L45 119V120H43ZM56 120H55V119ZM167 118H168V120H167ZM189 118H190V116H189ZM244 118L245 119H248L249 118V115H244ZM251 118V117H250ZM252 118H254L253 120H256L255 122L256 123H258L259 121V119L258 118H255V117H252ZM27 121H26V120ZM29 119V120H28ZM62 119V120H61ZM116 119V120H115ZM213 119V120H212ZM31 120V121H30ZM50 120V121H49ZM61 120V121H60ZM80 120V121H79ZM99 120V121H98ZM110 122H109V121ZM160 120H162V119H160ZM249 120V119H248ZM251 120V119H250ZM26 121V122H25ZM28 121H29V123H28ZM48 121H49V123L51 124L52 123V128L50 127L49 128V126H50V124L48 123ZM168 123H167V122ZM199 121V123H197ZM212 121V122H211ZM19 122H21V123H19ZM55 124H54V123ZM56 122H58V123H56ZM81 122V123H80ZM129 122V123H128ZM201 122V123H200ZM207 122V123H206ZM220 122V123H219ZM118 125H117V124ZM203 123H204V125H203ZM219 123V124H218ZM21 124H23L21 127H20V125ZM60 124H61V126H60ZM128 124H130V125H128ZM200 124H202L201 126H200ZM57 126V125H59V127L60 128H58V126L57 127H55V126ZM69 125V126H68ZM71 125V126H70ZM207 125V126H206ZM213 125V126H212ZM225 125V126H224ZM66 126H68L69 127V131H67L68 133H70L71 131V133L70 134H72V135H70V134H68L66 131H63L64 129H66V130H68L67 128H66ZM77 128H76V127ZM118 126V127H117ZM171 126V127H170ZM27 129H26V128ZM57 129V132L58 133H60V132H63V133H65V134H63L62 133V138L63 139H68L69 141H68V143H66L67 145H65L64 143H65V140H63L59 135H58V133H56V130L54 129ZM71 127V128H70ZM80 127V128H79ZM112 127H114V128H112ZM24 129V130H22V129ZM62 128V129H61ZM111 128V129H110ZM132 128V129H131ZM198 128V129H197ZM219 128V129H218ZM225 128H226V133H227V135H226V133H223L224 132V130H225ZM19 129H21L22 131H20ZM54 129V130H53ZM74 131H73V130ZM78 131H77V130ZM108 129V130H107ZM110 129V130H109ZM115 129V130H114ZM131 129V130H130ZM201 129H202V131H201ZM214 129V130H213ZM217 129V130H216ZM51 132H50V131ZM212 130V131H211ZM220 130V131H219ZM221 130H223L222 132H221ZM14 131L13 132H11L10 134L12 135V133H14ZM45 131V132H44ZM132 131H133V134H131L132 133ZM137 131V132H136ZM201 131V132H200ZM209 131H210V133H209ZM55 132V133H54ZM126 132V133H125ZM131 132V133H130ZM134 132L136 133V134H134ZM192 131H189V132H185V134L187 133H191ZM221 132V133H220ZM54 133V134H53ZM74 133V134H73ZM77 133H79V134H77ZM118 133V134H117ZM130 133V134H129ZM139 133L141 134V135H139ZM177 133H176V135H177ZM215 133V134H214ZM39 133H35V135H38ZM121 134V135H120ZM123 134V135H122ZM184 134V135H185ZM217 134V135H216ZM64 135H68L67 137H65ZM70 135V136H69ZM77 135H78V137H77ZM80 135V136H79ZM118 135H119V137H118ZM133 135H135L134 137L136 138H134L133 137ZM184 135H180V136H184ZM215 135V136H214ZM230 135H231V133H230ZM8 135H6L5 133H0V144H1V142H3V145L2 146H0V154H3V157L4 158H8V157H10V156H12V155H14V153L15 154H17V155H21L20 153V151H22V155H24V157L26 158V159H28L27 160V162H29V165L30 166H32L33 165V168H37L38 169V167H39V165H40V167H39V169L41 168V162H42V158H39L38 156H35V158H34V155H32L31 153H30V155L29 154H26L24 151H23V149H19L20 148V146H18L19 148H15V146L17 147V145H15V143H12L13 145H7V144H5L4 143V141H5V138H4V140H3V137H7ZM39 136V135H38ZM45 136V135H44ZM59 138V139H61V140H59V139H57V137ZM73 136H74V138H73ZM115 136H116V138H115ZM129 136H130V138H129ZM227 136V137H226ZM65 137V138H64ZM68 137H70V138H68ZM76 137V138H75ZM121 137V138H120ZM131 137H133V138H131ZM179 137V136H178ZM222 137V138H221ZM224 137V138H223ZM115 138V139H114ZM127 138V139H126ZM111 139V138H110ZM127 140V143H126V140ZM129 139V140H128ZM134 139H135V141H134ZM223 141H222V140ZM1 140H3V141H1ZM6 140H7V138H6ZM9 140V139H8ZM39 140H40V138H39ZM55 140H58L60 143H58L57 141H55ZM70 140H71V143L73 142V143H76V144H71L70 143ZM112 140V141H113ZM125 141V143L124 144H121V143H123L124 141ZM132 140V142H130ZM148 140V141H147ZM150 140V141H149ZM213 140V141H212ZM224 140H228L227 142L226 141H224ZM57 143H55V142ZM61 141H63L64 143H62ZM79 141V140H78ZM116 141H113L114 143L116 142ZM212 141V142H211ZM130 142V143H129ZM151 142V143H150ZM153 142V143H152ZM219 142V143H218ZM221 142H223V144H222V147H224V148H219V147H221ZM55 145H54V144ZM119 143H115V144H117L116 146L117 147H119L120 148V145H118ZM217 143V144H216ZM9 144H11V143H9ZM58 144H59V146H61V147H63V148H61V147H59L58 146ZM61 144V145H60ZM220 144V146H218ZM225 144H228L229 145V147H228V145H226L225 146ZM235 144V143H234ZM7 145V146H6ZM70 145V146H69ZM128 145V146H127ZM244 145V144H243ZM39 146H41V148L39 147ZM53 146H55L56 148H58L59 150H57L55 147H53ZM64 146H65V148H64ZM126 146V147H125ZM216 146L218 147V148H216ZM4 147V148H3ZM14 147V148H13ZM69 147V148H68ZM125 147V148H124ZM128 147V148H127ZM158 147V148H157ZM231 147V149H229ZM2 148V149H1ZM13 150H18L17 152L19 153H17V152H15V151H13ZM67 148H68V150H67ZM154 150H153V149ZM157 148V149H156ZM216 148V149H215ZM233 148V149H232ZM6 151H5V150ZM10 149H11V151H10ZM55 149V150H54ZM78 149V150H77ZM127 149H128V152H127ZM149 149V150H148ZM216 151H215V150ZM219 149H222L223 150V152H222V150H219ZM47 150V151H46ZM57 150V151H56ZM84 150V151H83ZM121 150V149H120ZM126 150V151H125ZM150 150H151V152H150ZM1 151H2V153H1ZM5 151V152H4ZM58 151H60V152H58ZM62 151V152H63ZM130 151V152H129ZM133 151V152H132ZM136 151V152H135ZM146 151V152H145ZM160 151V152H159ZM218 151H221V153L220 152H218ZM12 152V153H11ZM14 152V153H13ZM49 153V154H47V153ZM56 152L58 153V155L56 154ZM78 152V153H77ZM84 152V153H83ZM86 152V153H85ZM145 152V153H144ZM157 152V153H156ZM79 153H81V155L79 154ZM135 153V154H134ZM149 153V154H148ZM155 153V154H154ZM237 153H238V155H237ZM8 156H7V155ZM46 154L48 155V156H46ZM56 156H54V155ZM77 154H78V156H77ZM83 154H86V155H83ZM158 154V155H157ZM5 155V156H4ZM28 157H26V156ZM30 157H29V156ZM71 155V156H70ZM128 155H130L129 157H128ZM146 155V156H145ZM156 155V156H155ZM237 155V156H236ZM31 156H32V158H31ZM82 156V157H81ZM91 158H90V157ZM103 156H106V158L107 159H105V157H103ZM137 156V157H136ZM242 156V157H241ZM1 157H2V155H1ZM77 157V158H76ZM81 157V159L79 160V158ZM134 157V158H133ZM241 157V158H240ZM4 158H1V159H4ZM29 158H31V159H29ZM45 158L47 159V160H45ZM56 158V159H55ZM59 158V157H58ZM88 158H90L89 160H88ZM135 158H137V159H135ZM35 159L36 160H38L39 161V163L36 161V163H35ZM51 159V160H50ZM53 159L54 160H56V161H53ZM78 159V160H77ZM244 159H245V161H244ZM33 160V161H32ZM74 160V161H73ZM76 160H77V162H76ZM234 160V161H233ZM241 160V161H240ZM247 160V161H246ZM2 161V160H1ZM41 161V162H40ZM80 162H82L83 164H81ZM88 162H90V163H88ZM232 162H233V164H232ZM237 162V163H236ZM249 164H248V163ZM46 163V162H45ZM47 163V164H48ZM240 163V164H239ZM38 166V167H35L36 165ZM39 164V165H38ZM91 164V165H90ZM242 164V165H241ZM247 164V165H246ZM254 166H253V165ZM263 164V165H262ZM239 165H241V166H239ZM252 165V166H251ZM232 166H234V167H232ZM251 166V167H250ZM126 167V168H125ZM135 167V168H134ZM141 169V172H138L137 170H135V169ZM121 171V174L123 175V177H121V175L119 174V171ZM121 169V170H120ZM127 169V170H126ZM131 169H133V171L131 170ZM240 169V170H239ZM117 170V171H116ZM127 171V173H126V171ZM129 170V171H128ZM116 172V173H115ZM118 172V173H117ZM123 172V173H122ZM131 172V173H130ZM132 172H134V173H132ZM138 172V173H137ZM143 172L145 173V175H143V176H141V177H139V179H138V181L141 179V178H145V176H146V174H147V171H145V169L143 170ZM94 173V174H93ZM110 173H112V174H110ZM93 174V175H92ZM137 175V176H135V175ZM89 175H90V177H89ZM120 175V176H119ZM150 175V173H148L147 174V176H149ZM117 176V177H116ZM146 176V177H147ZM151 176H153V175H150V177ZM120 179H119V178ZM87 177H85V179H86ZM88 179V180H89ZM93 179H95V180H93ZM118 179V180H117ZM87 180V179H86ZM89 180V181H90ZM142 181L139 183V187H140V190L144 193H142V192H140V190H139V192H138V195H142V196H144L145 195V186H147L146 184L148 183H145V181H143V179H141ZM109 181V182H108ZM112 181V182H111ZM121 181V180H120ZM12 182H14V181H12ZM113 183V184H112ZM143 183V184H142ZM13 184H15V182L13 183ZM111 184V185H110ZM145 184V185H144ZM236 186H235V185ZM143 186V188H142V186ZM233 185V186H232ZM145 187V188H144ZM244 187H245V189H244ZM49 189H51V188H49ZM144 189V190H143ZM234 189V188H233ZM244 190V191H243ZM249 193H248V192ZM141 196V197H142ZM264 200V199H263ZM164 202V203H163ZM166 203V204H165ZM161 204H163V206H168V205H170L167 201L165 202V201H162V203ZM165 204V205H164ZM169 207H171V206H168V207H166L167 209L169 208ZM172 208V207H171ZM221 236H223L224 237V234L223 233H221ZM239 236V237H238ZM238 236H236L235 237V240H234V238L232 239V240H234L235 242L236 241H238L239 239H240V241L241 242H243V243H241L240 241H238V242H236V244L238 245V243H239V248L240 247H242V245L244 244V246L248 243L247 241V239H246V237L244 236H242V235H238ZM240 236H242V238L240 237ZM222 237V238H223ZM239 238V239H238ZM244 238V239H243ZM245 239H246V242H245ZM244 240V241H243ZM221 241H222V239H221ZM232 242L233 244V246L231 245V246H229V245H226V244H224V245H226V246H224L223 245V247H225V248H223L222 247V249L220 248V247H217V245H216V247L217 248H219L220 249V251H223V249L225 250V249H227V250H225L226 251V253L230 256H232V255H234V256H236V255H238L237 254V250H239V248L237 249V245L236 244H234L235 242ZM245 242V243H244ZM223 244V243H222ZM242 244V245H241ZM234 245H235V247H234ZM241 245V246H240ZM262 245H264V244H262ZM227 246H229V247H227ZM237 246V247H236ZM229 248V249H228ZM233 249V248H235V249H233V250H236V251H233L232 250V254L230 253L231 252V249ZM225 251H224V253L222 252V254H224L225 255ZM228 251V252H227ZM230 251V252H229ZM230 253V254H229ZM234 253V254H233ZM227 254H226V256H227ZM236 254V255H235ZM229 256H228V259H229V261L231 260L232 262H231V264H237L238 262H241V260L242 259H245V261L244 260H242L244 263L246 262V261H248V260H246V258H242L241 259V257H240V260H239V255L238 256H236V257H234V259L232 260V257L231 258H229ZM235 260V261H234ZM237 261V262H236ZM201 264H204V263H201ZM228 264H230V262L228 263ZM238 264H243V263H238Z\"/></svg>",
    "mask_w": 264,
    "mask_h": 264
}]
</instances>
